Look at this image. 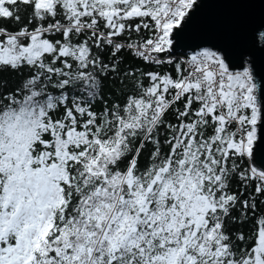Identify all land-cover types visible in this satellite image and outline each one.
<instances>
[{
	"label": "snow or ice",
	"instance_id": "obj_1",
	"mask_svg": "<svg viewBox=\"0 0 264 264\" xmlns=\"http://www.w3.org/2000/svg\"><path fill=\"white\" fill-rule=\"evenodd\" d=\"M0 264H264V0H0Z\"/></svg>",
	"mask_w": 264,
	"mask_h": 264
}]
</instances>
